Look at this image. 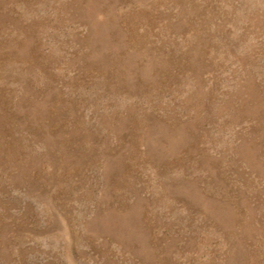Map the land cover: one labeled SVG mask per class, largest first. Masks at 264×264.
Masks as SVG:
<instances>
[{"label": "rangeland", "instance_id": "obj_1", "mask_svg": "<svg viewBox=\"0 0 264 264\" xmlns=\"http://www.w3.org/2000/svg\"><path fill=\"white\" fill-rule=\"evenodd\" d=\"M0 264H264V0H0Z\"/></svg>", "mask_w": 264, "mask_h": 264}]
</instances>
